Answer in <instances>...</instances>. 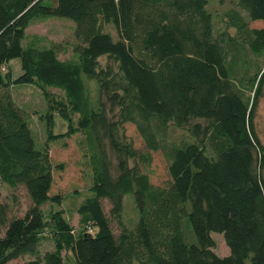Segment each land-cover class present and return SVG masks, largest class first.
<instances>
[{"label":"trees","instance_id":"obj_1","mask_svg":"<svg viewBox=\"0 0 264 264\" xmlns=\"http://www.w3.org/2000/svg\"><path fill=\"white\" fill-rule=\"evenodd\" d=\"M41 1L0 0V72L14 59L20 69L13 80L0 73V182L23 190L27 200L12 218L0 203V264L36 255L47 229L52 250L21 264H63V250L72 264H264V145L254 122L264 64L252 76L234 74L242 46L264 57V0H236L225 13L237 38L214 31L207 0ZM31 18L71 21V58L60 60L37 37L25 43ZM254 22L262 26L248 28ZM108 25L115 38L104 30ZM86 81L95 83L94 96ZM10 85L41 91L48 139L55 138L52 116L67 124L57 138L84 137L90 195L76 209L82 226L76 235L61 211L44 221L42 206L61 202L50 189L53 172L63 167L51 162L46 146L35 147ZM190 119L206 124L188 126ZM125 124L144 152L125 138ZM170 127L193 140L167 144ZM104 144L115 155V175ZM157 151L167 162L165 188L152 187L136 164L128 167L129 161L147 166ZM126 194L137 218L132 229L114 235L101 202L118 217ZM210 233L222 236L227 256L212 253Z\"/></svg>","mask_w":264,"mask_h":264},{"label":"rangeland","instance_id":"obj_2","mask_svg":"<svg viewBox=\"0 0 264 264\" xmlns=\"http://www.w3.org/2000/svg\"><path fill=\"white\" fill-rule=\"evenodd\" d=\"M56 0H42L41 5L52 6ZM236 0H207V11L212 18V25L214 31H227L233 38H237V33L233 28L226 27L227 18L225 13L230 9H235ZM73 23L68 20L58 18H31L25 29V43L30 42L34 37L38 38L37 44L41 47H53L60 60L71 58V46L73 44L72 27ZM262 25L259 22L249 23L248 28H260ZM106 32L115 38L114 31L110 25L104 29ZM238 40V39H237ZM240 58L237 60L234 74L236 78L246 74L252 76L254 73V66L261 67L264 64L263 56H253L248 52L245 46H242L239 52ZM100 65H104L105 59L99 58ZM2 75L8 76L10 80L15 79L20 74L18 60H11L6 66L4 71L0 72ZM241 79V78H239ZM86 85L90 91V95H95V83L86 81ZM243 84L242 88H245ZM8 91L12 100L20 110L23 111L35 147L42 149L46 146L47 154L54 165L61 164L63 169L60 172H53V181L50 189V195H59L61 202L59 205L46 203L42 206L43 218L46 223L49 216L54 212L61 211L63 219L68 223L70 228L74 231V235L80 232L82 226L79 223L76 209L80 203L83 202L90 194L88 189L90 187L89 170L87 163L84 159L86 154L85 140L82 134H76L69 138H57L59 134L66 131L67 124L65 121L52 116L51 126L49 128L50 137L48 139L47 130L45 127L44 113L45 102L41 91L29 85H10ZM48 93H59L56 90L48 89ZM246 94V93H245ZM113 114L108 113V118L115 120ZM255 131L261 144L264 145V90L257 99L255 108ZM197 124L203 128L206 122L203 119H190L188 126ZM123 133L125 138L132 144L134 149L141 153L144 152L143 144L137 135L134 127L130 124L123 125ZM166 143L169 145L179 144L180 142H191L193 138L189 134L179 128L170 127L165 137ZM104 150L110 163V170L112 175L116 174V161L115 155L104 144ZM150 161L147 166L139 162L129 161L128 167L136 164L139 169L148 176V180L154 188H165L169 183L167 175V162L160 151L149 153ZM12 198H17L18 203L14 204ZM0 203L8 206V218L19 216L25 206L27 200L24 197L23 190H10L0 182ZM104 215L108 221L109 229L114 235H118L122 228L132 229L137 218V211L134 208L133 197L131 194H126L122 197V206L120 215L118 217H111L109 215V205L106 200L101 202ZM185 220L182 222L183 231ZM50 231V229H47ZM95 228H91L90 235L95 233ZM44 234V238L36 250V255L21 256L6 264H21L26 260L41 257L43 253L52 250L51 231ZM210 238L213 241L212 253L217 257L228 255V249L223 243L222 236L216 233H210ZM188 235V234H187ZM2 230L0 229V237ZM50 237V238H49ZM63 264H72L71 254L68 250L61 252Z\"/></svg>","mask_w":264,"mask_h":264},{"label":"built area","instance_id":"obj_3","mask_svg":"<svg viewBox=\"0 0 264 264\" xmlns=\"http://www.w3.org/2000/svg\"><path fill=\"white\" fill-rule=\"evenodd\" d=\"M88 230H90V229H88ZM90 232V231H89Z\"/></svg>","mask_w":264,"mask_h":264},{"label":"crops","instance_id":"obj_4","mask_svg":"<svg viewBox=\"0 0 264 264\" xmlns=\"http://www.w3.org/2000/svg\"><path fill=\"white\" fill-rule=\"evenodd\" d=\"M260 23V22H259Z\"/></svg>","mask_w":264,"mask_h":264}]
</instances>
